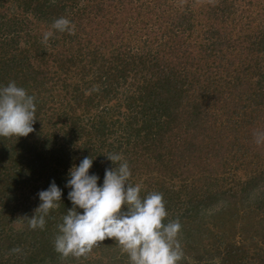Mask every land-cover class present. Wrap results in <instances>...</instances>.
Segmentation results:
<instances>
[{
	"label": "trees",
	"instance_id": "obj_1",
	"mask_svg": "<svg viewBox=\"0 0 264 264\" xmlns=\"http://www.w3.org/2000/svg\"><path fill=\"white\" fill-rule=\"evenodd\" d=\"M198 1L0 0V8L6 7L0 11V85L15 81L36 98L33 132L18 139L0 136V264H92L81 260L83 255L61 256L54 239L72 207L65 187L69 169L85 156L94 158L89 172L100 177L99 185L105 169L113 166L105 156L109 153L128 161L129 183L142 185L141 196L163 194L166 210H172L165 223L186 219L185 241L191 242L192 232H201L199 246L210 239L211 219L231 221L228 229L235 234L241 218L248 221L244 229H256L263 239L254 236L249 247L231 242L217 249L219 264H264L260 154L255 175L239 195L208 185L197 188V195L183 192L189 188L182 183L185 178L176 189L172 157L199 161L206 154L196 141L201 128L208 139L215 127L231 131L227 138L235 148L245 147L238 138L248 126L237 124L240 128L229 131L226 122L240 109L246 113L248 104L225 109L226 121L217 125L218 110L204 107V100L227 95L231 88L249 100V92L259 115L253 121L264 124V0H205L201 8L213 22L195 37ZM60 17L69 19L74 31H54L44 42V33ZM182 56L189 61L183 63ZM207 146L209 156L218 155ZM159 149L167 152L165 159ZM145 156L156 160L158 171L152 174L150 166L132 174ZM52 181L62 189L60 207L50 211L43 229L30 228L28 217L40 203L37 194ZM215 223L224 229L223 222ZM112 241L99 243L109 249L118 244ZM184 258L179 264H198Z\"/></svg>",
	"mask_w": 264,
	"mask_h": 264
},
{
	"label": "clouds",
	"instance_id": "obj_2",
	"mask_svg": "<svg viewBox=\"0 0 264 264\" xmlns=\"http://www.w3.org/2000/svg\"><path fill=\"white\" fill-rule=\"evenodd\" d=\"M52 30L43 35L44 42L54 31L72 33V22L60 17L53 21ZM36 120V98L15 81L0 85V136L26 137L33 132ZM257 143L264 133H257ZM112 167L100 177L89 172L93 159L85 156L68 171L65 187L72 207L66 210L57 225L55 251L61 256H81L106 238L115 240L129 264H179L183 249L179 240L181 224L178 219L168 220L163 194L150 192L141 196L142 185L129 183L131 170L120 153L105 155ZM40 203L28 217L29 227L43 229L50 211L61 204L62 189L55 181L46 190L38 192ZM82 210V211H80ZM19 251V249H13Z\"/></svg>",
	"mask_w": 264,
	"mask_h": 264
},
{
	"label": "rangeland",
	"instance_id": "obj_3",
	"mask_svg": "<svg viewBox=\"0 0 264 264\" xmlns=\"http://www.w3.org/2000/svg\"><path fill=\"white\" fill-rule=\"evenodd\" d=\"M206 2L207 1L205 0H199L197 2L201 10H197L196 17H195L196 19L194 21V28L196 29L193 35L195 37L200 34L199 29L201 28L202 30L206 29L208 24L213 22L212 20H210L211 18H208L207 13L205 12V8H201V7H204L203 5L206 4ZM193 3L194 2H192V5ZM197 7L198 6H196V8ZM2 10L3 11L6 10V7L4 9L0 8V11ZM199 41L200 39L199 40L196 39L197 45ZM186 61H189V60H187L186 57L182 56V62L185 63ZM197 87L199 88L198 83L196 84V88ZM232 90L233 88L230 89L227 95L221 96L218 94V97L216 96L214 100H211V101L204 100V107H208L211 110L212 108H215L216 110H218L215 116L217 120V125H220L226 121L225 109L227 111H232V109L230 108L234 106H236V108H241L243 105L248 104L246 113H242V110L240 109L237 111L235 115H233V118H234L233 121L230 120L229 122H226L227 123L226 126H227V129H229V131L233 127L240 128L238 127L237 124L248 126L246 130L245 128H243V131H245L244 135L238 138L240 139V145H243L245 147L244 148L242 147L240 150L235 148L236 144L230 141L229 138H227V136L230 134L231 131L230 132H225L224 130L220 131V129L215 127L211 133V139H208V138H205L207 137L206 130L201 128L199 133L202 136L199 135L196 141H199L202 148L203 146L206 147V149L203 150V152H205L206 154H204L200 158L199 161L197 159L190 160L187 158L188 160H182L180 162H177V159L175 158V156L172 157V160L175 161L177 164V166L175 165L176 166L175 169L177 173V176L175 178V180L177 179V181H175L177 190H178V187L179 186L181 187L182 186L181 184L183 183V184H187V188L189 187L188 189L186 188L187 190L185 191L183 190V192H187V193L193 192L194 194L197 195L198 193L197 188H201V186L205 187L206 185H208L211 188V190L216 191V192L218 191L220 193H223L229 190L231 192L234 191V193L239 195L241 193L240 189L243 186V183L245 181L247 182L249 179L253 178V176L255 175L253 170L255 169V163L257 162L259 158L258 157L259 154H260L262 165H259V163H257V168L264 170V139H262L259 144L256 142L257 141L256 134L263 133L264 128L262 129V127L264 126V124L262 123V119L253 121V118L255 120L256 116H259V115H257L256 108H254V105H253L254 101H251V102L249 101L250 98L252 97V94L249 92L246 93L248 94V98H249V100H246L242 95H240V93L231 92ZM219 92H221L220 89H219ZM219 92L217 91L216 93H219ZM225 97L227 98L225 99ZM261 115L264 116L263 111H261ZM205 118H207L206 121L208 122H211L214 119V118H210V114H207V113H206ZM246 136H248L247 139H245ZM207 144L209 145L210 151L211 150L215 151L214 148H216V150H218L216 151L218 155L209 156L207 152L208 150ZM158 151L162 155H165L167 153L165 150H161V149H159ZM171 151L173 153H175L176 151L179 152L178 149L176 151L171 149ZM171 151H169V153ZM242 151H247L246 155H242L241 153ZM166 156L167 155L164 156V159ZM168 157L170 156L168 155ZM155 161L156 160H154V158L151 159V157L145 156L141 162L137 163L135 167H133L134 170H132V174H137V172H140L142 170H148V167L150 166L154 167L153 164ZM168 165L167 167L169 168L172 167L171 164L169 166ZM155 168L156 167H154V169L152 170V174H155L154 171H158ZM202 170L204 171L203 173H202ZM208 176H210V178L212 179L209 180ZM149 178L151 179V177ZM184 178H185V181H182V183L178 181ZM259 185H261V189L263 188L264 190V180L263 182H260ZM220 201H224V200L220 198ZM221 203L222 202H218L217 207H216L217 209L219 208L218 205H220ZM240 205L241 203L238 204L237 208H239ZM239 210H241V207L239 208ZM170 211L172 210L169 208L167 210L168 214L170 213ZM237 220L238 221H236V228L233 229L235 231V234L231 235V231L228 229L229 228L228 226L232 224L231 221L227 223L225 219H222V218L220 220L218 219L219 222H223L221 226L224 227L225 229L224 230L222 227H220L219 225L215 223V222L219 223L218 221L211 219L210 222L212 224H210V226L212 227H210V230H212L213 233L212 235H210V239L206 238L205 241L200 246H199V239L201 237V232L200 233L192 232L195 236L189 237V239L192 238L191 242L185 241L182 238V236L184 235L182 232V228L183 229L187 228V224H184L186 219L179 220L181 224V230H180V234L178 238L181 242V247L184 253L183 257H185L184 258L185 261L190 262V263L197 262L198 264H219L220 255L218 256L215 255V252L217 249H222L224 248V246H226V244L231 243V242L240 243L242 245H246L247 247H249L254 243L252 242L254 236L258 240L263 239L261 237L259 238L256 237L257 235L256 229L254 230L248 229V228L244 229L242 227L243 224L247 223L248 221L243 220L241 218H238ZM240 227L243 229L241 230ZM223 232H226L227 234L223 235ZM220 235L221 236L223 235V237L219 238ZM112 243L117 244L115 240H113ZM257 243L256 245L260 246V243L258 241ZM102 247L100 243H98L95 247L92 248L90 252L83 255L81 260H83L84 262H90L92 264H129L128 256L126 253H123L121 251L119 244L115 245V247L112 246L109 249H106V247L102 249ZM211 259H214V261H212Z\"/></svg>",
	"mask_w": 264,
	"mask_h": 264
}]
</instances>
